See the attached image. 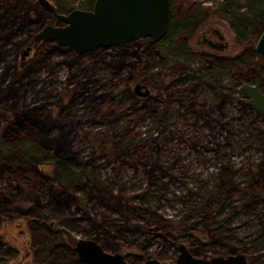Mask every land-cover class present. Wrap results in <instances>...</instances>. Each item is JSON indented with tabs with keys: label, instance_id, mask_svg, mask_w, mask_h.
<instances>
[{
	"label": "rangeland",
	"instance_id": "rangeland-1",
	"mask_svg": "<svg viewBox=\"0 0 264 264\" xmlns=\"http://www.w3.org/2000/svg\"><path fill=\"white\" fill-rule=\"evenodd\" d=\"M48 1L52 3L51 0ZM189 1L204 7L222 0ZM2 2L0 0V5ZM35 2L36 0H29L28 3L35 5ZM174 3L175 7L181 4L177 0ZM16 5L21 6L20 3ZM83 5L84 0H74L72 3L74 8H82ZM22 6H26V3L23 2ZM185 7L187 5L177 9ZM13 17L9 16L10 19ZM199 18L211 20L212 22H208L226 35L230 44L229 50L238 46L239 41L228 21L217 15ZM22 23L26 25L22 26ZM57 23L58 20L51 14L44 24ZM34 27L35 24H30L25 18L11 26L9 38L5 39V33L0 32V52H3L0 56V70L6 63L12 64L17 55L21 61L22 50L32 46L30 54L21 61L28 63L33 58V63L25 66L26 78L22 80L18 90L20 95L25 94L26 102L38 99L37 102L59 101L66 105L58 117L63 129L68 131L76 159L88 162L86 167L89 173L92 172L91 178L102 188L109 189L114 196L124 198L132 227L130 230H121V235L116 233V236H107L106 243L101 235L97 242L101 246L103 243L107 244V248H102L109 253L123 255L130 264H142L148 259L171 264L178 255L179 243H184L193 255L196 253L195 256L205 259L226 256L232 254V251L244 253L250 262L255 260L263 263L264 201L258 202L255 209L246 206L233 189L225 192L228 187L225 186L221 194L226 195L228 202L221 207L216 203V177L224 168L227 171L225 177L227 173L232 174L235 183L242 182L239 167L245 165L246 154L255 156L251 153L252 149L246 150L251 136L249 132L264 127V121L253 111L243 109L240 95L236 93L228 98L222 109L216 108L208 100L203 107L212 110L203 118L193 114L178 116L174 111L177 106L188 103L195 96L197 107H200L209 92L202 84L194 86V80L176 82L179 73L177 64L183 62L176 57L185 51V44L184 41L178 42L179 38L169 33L164 41L147 46V80L157 88L163 83L165 95L174 96L175 100L168 104L170 112L174 114L163 121L165 124L162 129L159 117L163 105L158 90L153 88V98L149 104L140 99L129 98L126 85L121 83L130 75L128 68L116 76L115 69L110 64H114L113 61L122 56L128 57L138 45L130 43L124 53L110 48L97 54H83L71 60L67 54L58 52L48 56L45 49L35 51L33 36L41 27L36 31ZM189 29L180 35L189 33ZM25 40L24 45L18 48L17 45H22ZM254 45L255 42L240 44L244 49L254 48ZM175 46L181 47L178 48V55ZM259 58L261 57L256 54L251 55L252 62ZM229 64L230 74L227 75L225 83L234 84L232 76L241 69L235 63ZM206 65L205 62L192 61L187 66L192 72L200 69L201 74H208L203 80L216 84V70L212 71L213 78L209 76ZM69 70L76 75L66 83ZM81 84L83 87L74 88ZM134 84L133 80L127 82L131 91ZM65 85L69 95H62V102L58 96L59 93L63 94L61 91ZM38 167L50 177L54 176L55 170L51 163H40ZM26 176L27 178L19 177L14 180L7 178L5 173L0 177V187H4L3 191L14 196L17 201L20 199L21 203L30 204L35 195H38L42 203H46V184L41 180L38 182L33 173L29 172ZM7 179L11 180L9 185H6ZM77 194L82 195V190ZM73 209L61 214L60 211L53 210L52 204H46L43 209V214H46L45 224L37 237H42L44 232L59 237L62 235L61 231H64L74 242L81 238H91L95 231L91 224L81 219L71 222L73 217H78ZM237 210L239 212L230 217ZM93 211L94 216L99 212L119 217L114 210L107 209L100 203L95 205ZM181 219L185 228L191 227L195 222V229L184 235L180 231L176 232L175 227L167 226L168 220ZM11 221L0 227V237L18 250L19 255L10 263L27 254L25 262L29 264L37 246L33 245L34 240L38 238H31L25 219L14 217ZM134 224L141 227L133 226ZM244 243L247 250L241 252L239 247Z\"/></svg>",
	"mask_w": 264,
	"mask_h": 264
},
{
	"label": "trees",
	"instance_id": "trees-1",
	"mask_svg": "<svg viewBox=\"0 0 264 264\" xmlns=\"http://www.w3.org/2000/svg\"><path fill=\"white\" fill-rule=\"evenodd\" d=\"M51 1L58 12H68L75 9L72 6L74 0ZM94 1L84 0L83 7L78 9L91 10ZM175 1L170 0L171 23L166 35L169 33L176 35L185 32L195 18L205 15L221 16L223 20L229 22L237 40L243 42H255L264 29V0H222L216 4L195 9L197 11L190 9L183 14L177 12L178 6H174ZM177 1L181 4L194 3L189 0ZM23 2L26 3V6H22ZM28 2L29 0H3L0 5V32L5 33V39L9 38V34L12 32L11 26L18 22L19 19L27 18L30 24H35L34 30L36 31L44 25L46 18L51 15L37 5H31ZM18 3L21 6L18 7L16 5ZM6 4L7 6H5ZM9 16L14 17L10 19L11 17L9 18ZM24 25L26 24L22 23V26ZM25 42L26 40L22 45L18 44L17 47L23 46ZM135 44L136 46L138 45L137 48L135 47L128 57L122 56V58L114 60V64L110 63L115 69L114 75L116 76L121 75L123 70L128 68L130 75L125 79V82L121 83L126 85L125 90L129 98H132V91L127 85L128 80L140 82L146 79V70L149 66L147 46L156 45L146 39H140ZM129 46L130 43L120 48L113 47V49L124 53ZM37 49L39 51L45 49L48 56L58 52L67 54L72 58L71 60L81 56L58 47L50 41L39 43L35 47V51ZM102 50L104 49L100 48L87 54H97ZM245 52L244 72L260 73L262 70L264 73L261 60L251 61V55L254 54L253 48L247 49ZM2 53L0 52V56ZM23 63H21L17 55L13 59L12 64L6 63L0 70V177L6 173L7 178L15 180L19 177L27 178L26 174L29 172L33 173L35 175L34 178L38 182L41 180L46 184L45 192L48 200L46 203H42L38 195H35L30 204H24L20 202V199L17 201L14 196L3 191L4 187L2 189L0 187V216L10 219L12 217L25 219L29 234L34 239L38 238V233L42 231L40 222L46 216L45 213L43 214V209L48 203L52 204L53 210L60 211L61 214L63 211L68 212L71 208H74L73 213L77 214L78 217H73V221L75 219L90 220L91 224H96L97 228L92 236L95 240L102 235L105 242L108 240L107 236H116V233L121 235L120 232L123 229L130 230L132 226L127 215L126 202L123 201L124 198L114 196L109 189L102 188L101 185L91 178L92 172L89 173L86 167L88 162H80L76 159V153L72 149L68 131L63 129L58 117L66 105H62L59 101L53 103H48L47 101L37 102L38 99L26 102L25 94L20 95L18 90L21 87L22 80L26 78L25 66L31 65L33 58L28 63ZM177 71L180 73L184 71L183 65H180V63L177 64ZM75 75L69 70L66 83H69ZM146 82L149 81L147 80ZM66 85L63 86L61 91L63 94L59 93L58 98L60 101L62 95H66V97L69 95L65 89ZM79 87H83V85L74 86V88ZM79 93L82 94L81 91ZM244 104L246 106V103ZM245 106L243 109H247ZM250 143L255 145L253 141ZM40 163H51L55 170L54 176L50 177V175L41 171L38 167ZM257 169L262 179H264V165H258ZM226 172L223 168L219 176L216 177V190H218L216 203L219 207L228 202L226 195L224 193L221 194L225 186H228L225 192H228V189L234 190L237 188V183L234 182L232 174L227 173L225 177ZM10 179H7L6 185L10 184ZM17 188L19 187L17 186ZM80 190L83 192L82 195L77 194ZM97 203L102 204L107 209L114 210L119 217H111L99 212H96L95 216L92 215ZM255 204L257 203H252V207H256ZM235 214L236 212L232 213L230 217ZM182 222L183 219L180 221L168 220L167 226L175 227L176 232L180 231L184 235L188 234L191 229H195V222L189 228H185ZM133 226L141 227L137 224ZM61 234L63 235L64 231H61ZM105 243L102 244L104 249L105 247L107 248ZM33 244H37V246L34 249L31 264H65L66 262L78 264L75 253L67 246L69 241L65 242L57 236H52L47 239H35ZM245 245L246 243L239 247L241 252L247 250ZM230 253L233 254L234 252L230 251ZM195 255L197 254L195 253ZM14 257L15 250L11 245L7 243L0 244V264H9ZM250 264H264V262L252 260Z\"/></svg>",
	"mask_w": 264,
	"mask_h": 264
},
{
	"label": "water",
	"instance_id": "water-1",
	"mask_svg": "<svg viewBox=\"0 0 264 264\" xmlns=\"http://www.w3.org/2000/svg\"><path fill=\"white\" fill-rule=\"evenodd\" d=\"M51 12L59 25L44 24L33 36V46L45 41L53 42L69 52L83 55L97 49L120 48L139 39L163 38L171 23L170 0H95L91 10L72 9L58 13L48 0H37ZM32 46L22 50L21 57L30 53ZM254 50L264 60V30L255 41ZM138 83L134 92L146 95L147 90ZM248 103L264 115V97L255 87L244 86ZM79 260L85 264H130L123 255L109 253L92 238L79 239L74 247ZM178 255L171 264H249L244 253L197 257L184 243L178 244ZM142 264H162L148 259Z\"/></svg>",
	"mask_w": 264,
	"mask_h": 264
},
{
	"label": "flooded vegetation",
	"instance_id": "flooded-vegetation-1",
	"mask_svg": "<svg viewBox=\"0 0 264 264\" xmlns=\"http://www.w3.org/2000/svg\"><path fill=\"white\" fill-rule=\"evenodd\" d=\"M35 3H36L35 5H37L39 8L49 12L46 8L40 6L38 4L37 0ZM183 5H187V7L180 8L179 10L177 9V12L179 14L187 13L190 9H198V8L202 7L198 3L181 4V5H178V7H181ZM209 5H213V4L209 3ZM55 11H56V9H55ZM49 13L52 14L51 12H49ZM53 17H54V15H53ZM208 21H211V20H209L207 18L206 19L195 18L191 22V25L189 27L190 28L189 33H187L184 36H181L180 34L173 35L174 37L179 38L177 40L178 42L184 41V44H185L183 46V48H185V51L182 52L181 55L176 57V58L183 60V62H178V63H183L182 65L184 68L183 72L177 73L178 77H177L176 82L180 83V82H186V80H188V81L194 80V81H196V83L193 84L194 86H196V84L197 85L202 84L208 89V92H209L208 97L204 98L205 100L203 101L202 104L200 103V105H199L200 107H197V101H195L196 97L194 96L193 98H190L188 103L182 105L184 107H182L180 105L177 106L174 110L175 113L181 117L188 116L189 114H193V115H195V117H198V118L202 117L203 118L205 115L209 114V112L212 110V108H207V107L204 108L203 107V105L206 104V102L208 100H211L213 102V104L216 106V108L222 109L223 107H225V103L228 100V98H230V97L234 96L236 93H238L240 95L239 98H241L242 107L244 108V106H245L244 103H246L245 107L247 109L253 111L257 115V117H259L260 119H262L264 121V115L248 103V100L250 98L246 95L245 89H244L245 85H250L252 87H255L258 90V92L264 97V75H263L264 73L262 72V70L260 71V73H258V72L253 73L251 71L244 72V68H243V64L245 62L244 54L246 53L245 51L247 49L246 48L244 49V48H242V46H240L241 42H243V41L238 40L239 44H238V46H236V48H235L236 50L235 49L229 50L230 44H229V40L227 39L226 35L218 27H215V25H213L212 23H210ZM59 24L60 23L58 22L57 25H59ZM166 37H167V35L164 36L163 38L159 39V40H151L148 38H145V39L151 41L152 43L157 44L160 41H164V39ZM137 41H140V39ZM137 41H134L131 43H137ZM36 46H34V47H36ZM179 47L180 46H175V49L177 51V55H178V51H179L178 48ZM253 51H254V54L261 57L260 54L254 50V48H253ZM259 60L262 61V65L264 68L263 58L261 57V58H259ZM192 61L205 62V64L207 63L206 68L209 70V76H213L212 71L216 70V74H217L215 76L216 84H214L213 82H209L208 80H203L204 78L205 79L207 78L208 74H204V73L201 74L202 71H200V69H197V71H194L195 73L192 71H189L188 70L189 67L187 65L189 63H192ZM230 62H232V64L235 63L241 69V71L239 73H235L232 76V77H234V81H235L234 84L225 83L227 75L230 74V72L228 71V65L230 66V64H229ZM213 78H214V76H213ZM209 79L212 80L211 77H209ZM146 81H147V78L144 79L143 81L135 82V84L132 87V98L131 97L130 98L136 99V100L140 99V100H142L143 103L149 104V103H151L150 99L153 98L152 97L153 88L157 89L160 96H161V99H162V105L163 106H162V109L160 112L159 119L162 122L161 123L162 129H164L165 123L163 121L168 120L174 114L173 112H170V105H168L171 101H175V100H173L174 96L169 97V96L165 95V86L163 83H160V85L157 88L154 83L146 82ZM138 83H140L143 86V88L141 89L142 92H144L145 90L148 91L146 95L141 96V95L136 94L134 92V86ZM190 90H193V88H190ZM182 92H184V91H182ZM178 101H180V100H178ZM249 135H251V136H249L250 140H249V144H248L246 150L250 151V149H252L253 151L251 153L255 154V156L252 157L248 154L245 155V157H244V159L246 160L245 165H242L241 167H239V169L241 170L242 182L237 183V188H235L234 191L237 192L238 199H241V201H244L246 206L252 207V203L259 204L258 202L262 203L264 201V190H263L264 179H262V176H260L259 170L257 169L258 165L259 166L264 165V127H263V129H260L258 127L257 129H254L253 132L250 131ZM251 141H253V144L255 143V145H252L250 143ZM257 204H255V205L257 206ZM252 208L255 209L256 207H252ZM238 212H239V210H237L236 213H238ZM13 218H11V219H13ZM11 219L0 216V227L3 226L4 224L7 225L8 223L12 222ZM44 221H45V218H43V221L40 222L41 230L44 227V225H43V224H45ZM75 221H77V219H75L74 221H73V218L71 219L72 223H74ZM83 221H86L88 224H91L90 220L89 221L83 220ZM91 225H92V227H94L93 228L94 230L97 228L96 224H91ZM45 229H46V227H45ZM52 236L53 235H49L47 232H44L42 234V237H38V239H40V240L45 239V238L47 239L48 237H52ZM59 237H60V239H62L65 242L69 241V244L67 246L69 247V249L73 253H75V255L77 257V254L74 251L73 247L79 239L74 242L72 237L66 232H64L63 236L59 235ZM91 238L94 239L93 237H91ZM0 242H1L0 244L6 243L2 237H0ZM177 248H178V245H177ZM13 249L15 250V257L13 258V260H15L19 254H18L17 249H15L14 247H13ZM187 249H189V248L187 247ZM177 251H178V249H177ZM26 259H27V254L25 256L20 257L19 260H16L10 264H28L25 262ZM76 262L78 264H85V263L81 262L78 257H77ZM248 262L250 264V261H248ZM29 264H31V263H29ZM65 264H73V263L66 262Z\"/></svg>",
	"mask_w": 264,
	"mask_h": 264
}]
</instances>
